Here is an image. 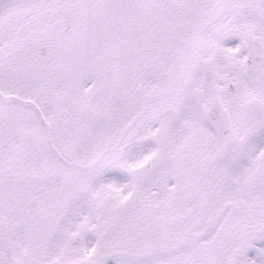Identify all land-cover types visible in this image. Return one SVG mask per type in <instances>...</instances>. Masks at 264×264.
<instances>
[{"label":"snow or ice","instance_id":"1","mask_svg":"<svg viewBox=\"0 0 264 264\" xmlns=\"http://www.w3.org/2000/svg\"><path fill=\"white\" fill-rule=\"evenodd\" d=\"M0 264H264V0H0Z\"/></svg>","mask_w":264,"mask_h":264}]
</instances>
